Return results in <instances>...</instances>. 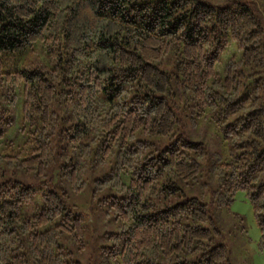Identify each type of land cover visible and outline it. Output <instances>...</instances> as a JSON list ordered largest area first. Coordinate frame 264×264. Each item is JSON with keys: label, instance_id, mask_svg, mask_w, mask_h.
Segmentation results:
<instances>
[{"label": "trees", "instance_id": "1", "mask_svg": "<svg viewBox=\"0 0 264 264\" xmlns=\"http://www.w3.org/2000/svg\"><path fill=\"white\" fill-rule=\"evenodd\" d=\"M261 2L0 0V264H231L205 201L176 184L200 148L175 132L182 106L242 136L208 199L244 189L264 247ZM230 40L239 53L217 71ZM87 187L89 213L70 198ZM106 209L115 227L88 235L85 262Z\"/></svg>", "mask_w": 264, "mask_h": 264}, {"label": "rangeland", "instance_id": "2", "mask_svg": "<svg viewBox=\"0 0 264 264\" xmlns=\"http://www.w3.org/2000/svg\"><path fill=\"white\" fill-rule=\"evenodd\" d=\"M261 1L260 4L264 7V0ZM35 53L40 58L43 57L42 50L37 44L35 45ZM238 53L239 50L236 48L234 42L230 40L221 51L219 59L214 65L215 69L220 71L223 63L228 57L231 54H234V57H236ZM157 64L163 66L162 60L158 61ZM239 87V91L245 89V85L241 84ZM18 105L19 103L17 102V109ZM178 109L179 107L177 110ZM189 109V106L181 107V111L184 114H179L180 117L175 125V132L178 133L182 139L200 142L199 149L197 148L194 149V151H190L191 157L196 161L197 170L193 177L177 179L176 184L184 194L198 195L205 201V206L214 224L220 230L217 239L226 245L228 250V261L231 264H264V247L258 245V228L253 220L250 204L246 198L244 189H236L233 192L228 207L216 206L208 199L213 170L212 164L217 157H224L230 152L244 148L245 146L233 145L234 142H240L242 136L239 134L224 136L219 124L215 120L209 118L206 112L195 115L193 110L191 111ZM16 126L17 121L15 120L13 124L8 127L5 135L6 138L12 137L15 141L22 139L21 133H15ZM154 139V137H151V143L143 146L141 151L153 147L156 150L158 146L154 144ZM3 142L2 137H0V148L3 146ZM22 178L36 179L30 175H23ZM70 198L75 201L78 207L84 212H91L89 187L79 194L71 195ZM94 220V224H91L89 229H85L86 242L82 257L85 262H93V260L96 259V254L93 252L92 248L99 242H92V240L89 239L91 233L95 232L96 228L111 229L115 227L114 220L108 212V209L101 211ZM100 243L109 244L110 242ZM108 259H110L109 256Z\"/></svg>", "mask_w": 264, "mask_h": 264}]
</instances>
